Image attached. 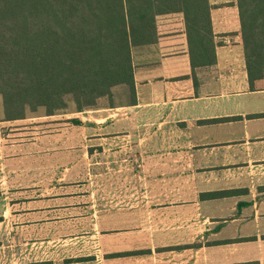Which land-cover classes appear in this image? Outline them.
I'll return each instance as SVG.
<instances>
[{
	"label": "crops",
	"instance_id": "0c3cea01",
	"mask_svg": "<svg viewBox=\"0 0 264 264\" xmlns=\"http://www.w3.org/2000/svg\"><path fill=\"white\" fill-rule=\"evenodd\" d=\"M210 4L217 63L197 85L184 16L165 15L133 50L136 105L92 111L138 170L119 209L85 211L88 237L62 245L82 219L75 193L30 190L12 139L27 119L0 121V264H264V79L251 88L237 0Z\"/></svg>",
	"mask_w": 264,
	"mask_h": 264
},
{
	"label": "trees",
	"instance_id": "16d2710c",
	"mask_svg": "<svg viewBox=\"0 0 264 264\" xmlns=\"http://www.w3.org/2000/svg\"><path fill=\"white\" fill-rule=\"evenodd\" d=\"M237 6L254 89L264 79V0ZM211 12L210 0H0V121L136 105L133 50L156 44L158 18L170 14L184 16L197 85V70L217 63ZM118 90L130 102L118 105Z\"/></svg>",
	"mask_w": 264,
	"mask_h": 264
},
{
	"label": "rangeland",
	"instance_id": "374dc122",
	"mask_svg": "<svg viewBox=\"0 0 264 264\" xmlns=\"http://www.w3.org/2000/svg\"><path fill=\"white\" fill-rule=\"evenodd\" d=\"M116 96L118 105L130 102L124 90H118ZM92 114L91 111L47 117L44 111H39L12 128V139L25 155L23 162L24 157L28 161L30 190L43 187L75 193V203L81 208L77 211L78 217L82 219L75 226L62 227V245L70 244V238L90 235L93 223L90 215L85 214L90 207L94 206V214L119 209L118 204L124 199L121 192L133 189L131 177L129 181L126 177L138 170L132 163V149L122 148L121 136L102 140L101 133L94 130V123L89 122L93 120ZM71 119H80L83 125L76 126ZM16 157L20 160V156ZM63 240L67 241L63 243ZM69 244L62 246V254H70Z\"/></svg>",
	"mask_w": 264,
	"mask_h": 264
},
{
	"label": "built area",
	"instance_id": "2783aa9c",
	"mask_svg": "<svg viewBox=\"0 0 264 264\" xmlns=\"http://www.w3.org/2000/svg\"><path fill=\"white\" fill-rule=\"evenodd\" d=\"M227 43H230V42L227 40Z\"/></svg>",
	"mask_w": 264,
	"mask_h": 264
}]
</instances>
